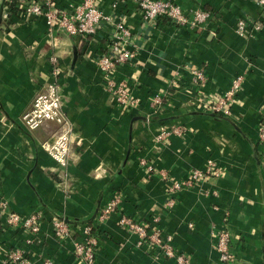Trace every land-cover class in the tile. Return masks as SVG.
Wrapping results in <instances>:
<instances>
[{"label":"crops","instance_id":"obj_1","mask_svg":"<svg viewBox=\"0 0 264 264\" xmlns=\"http://www.w3.org/2000/svg\"><path fill=\"white\" fill-rule=\"evenodd\" d=\"M54 1L66 9L85 0ZM172 1L185 12L203 8L210 18L178 26L145 20L135 0H94L105 18L81 42L64 30L49 36L44 15L8 13L0 0V211L5 202V211L39 213L42 220L36 233L13 227L0 233V264H21L10 263L17 250L29 264H85L74 240L114 193L122 195L120 213L98 225L96 264H178L175 255L140 243L119 223L121 213L150 220L191 264H221L215 247L221 229L229 234L232 264H264V30L236 31L240 18H260L264 8L255 0ZM118 23L136 56L107 75L97 59L120 38ZM51 54L61 62L64 109L74 126L65 168L43 147L64 125L47 121L28 130L22 119L52 79ZM237 78L240 89L217 117L214 107ZM108 79L125 83L139 106H120ZM156 93L164 104L148 113ZM162 131L171 133L158 139ZM250 142H258L259 164ZM211 168L219 175L175 187ZM55 214L72 238L55 234Z\"/></svg>","mask_w":264,"mask_h":264},{"label":"built area","instance_id":"obj_2","mask_svg":"<svg viewBox=\"0 0 264 264\" xmlns=\"http://www.w3.org/2000/svg\"><path fill=\"white\" fill-rule=\"evenodd\" d=\"M140 8L143 18L147 21L158 22L167 19L178 26L196 27L205 24L210 18V12L203 8H195L190 12H185L172 0H135ZM259 6L264 8V0H255ZM20 8L33 15H44L48 20L49 36L53 37V32L64 30L75 36L79 41H87L96 33L98 26L105 18L103 12L95 4L94 0H85L78 7L58 8L54 0H31V2L22 0ZM8 13L10 11L7 7ZM120 37L113 40L109 48L97 59L100 68L110 74L118 64L133 60L135 51L126 45L129 31L120 23ZM264 30V16L254 20L240 18L236 23V31L239 34L246 35L250 32ZM55 44V43H53ZM51 77L44 89L37 92L33 102L28 110L22 116L23 124L28 130H34L42 126L47 121H55L64 125V129L54 137L53 141L44 143L43 147L46 152L64 168L69 164L71 153V142L74 134V126L64 109V99L59 83L61 73V62L56 54L50 55ZM198 79H203L202 73L197 74ZM240 79L237 78L233 83V88L225 96L218 100L214 107L220 111L240 89ZM108 86L117 99L120 106L136 108L139 103L131 99L127 85L123 82L116 84L113 80L108 79ZM164 95L154 94L149 102L148 113H155L161 110L164 104ZM170 131H162L158 139L168 136ZM261 138L264 140V122L261 130ZM211 175H219L217 168H211L207 173L194 171L188 178L182 182H175L176 188L191 187L198 183L199 180ZM122 195L120 193L112 194L111 198L105 202L95 217V226L86 224L81 237L75 239L76 256L85 264H96V256L99 249L98 232L93 231V227L98 228L100 222L114 213H120ZM3 209L6 203L2 202ZM0 211V233L8 228L13 227L20 230H28L32 233L38 232L41 226V217L39 213H33L28 216H21L16 213L5 210ZM119 223L126 228L133 230L138 237L139 242L147 243L154 248V251L160 255L176 256L178 264H191L189 259L184 255L176 254L172 245V237L163 234L157 226H152L150 220H136L131 216L121 213ZM67 221L60 215H53L51 220L52 228L58 237L72 238L67 227ZM215 247L219 252L221 264H232L234 256L230 250V238L225 229H221L217 235ZM29 264V259L20 251H14L10 255V263ZM47 264L51 261L47 260Z\"/></svg>","mask_w":264,"mask_h":264},{"label":"trees","instance_id":"obj_3","mask_svg":"<svg viewBox=\"0 0 264 264\" xmlns=\"http://www.w3.org/2000/svg\"><path fill=\"white\" fill-rule=\"evenodd\" d=\"M22 0H4V6H7V7H9V9H10V13H13V14H17L18 13V11L21 9L20 8V5H18V4H20V2H21ZM26 1H29V2H31V0H26ZM13 20H14V18H13ZM13 20H11V21H13ZM164 20H166V19H164ZM215 115L217 116V117H223L221 114H219L218 112H215ZM255 147H256V151H257V153H258V155L260 156V153H259V150H258V142L257 143H255ZM98 212H99V210L96 212V215H94V217L93 218H90L89 220H87L86 222L88 223V224H90V225H93V226H95L94 224H95V217L97 216V214H98ZM98 229H97V226L96 227H93V231H97Z\"/></svg>","mask_w":264,"mask_h":264},{"label":"water","instance_id":"obj_4","mask_svg":"<svg viewBox=\"0 0 264 264\" xmlns=\"http://www.w3.org/2000/svg\"><path fill=\"white\" fill-rule=\"evenodd\" d=\"M235 129L238 131V132H242L241 129L236 125V124H233ZM251 147H252V152H253V157L254 159L257 161V163L259 164L260 163V160H259V157H258V154H257V151H256V147L253 143H251Z\"/></svg>","mask_w":264,"mask_h":264}]
</instances>
